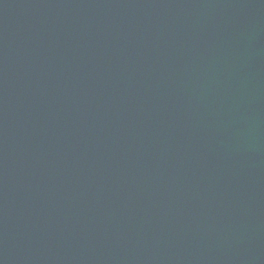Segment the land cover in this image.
I'll return each instance as SVG.
<instances>
[{
    "label": "water",
    "instance_id": "95a60500",
    "mask_svg": "<svg viewBox=\"0 0 264 264\" xmlns=\"http://www.w3.org/2000/svg\"><path fill=\"white\" fill-rule=\"evenodd\" d=\"M0 264H264V0H0Z\"/></svg>",
    "mask_w": 264,
    "mask_h": 264
}]
</instances>
